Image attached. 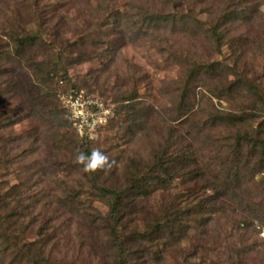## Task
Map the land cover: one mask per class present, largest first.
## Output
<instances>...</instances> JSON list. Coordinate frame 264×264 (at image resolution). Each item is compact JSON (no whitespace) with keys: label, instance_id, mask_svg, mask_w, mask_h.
Here are the masks:
<instances>
[{"label":"trees","instance_id":"obj_1","mask_svg":"<svg viewBox=\"0 0 264 264\" xmlns=\"http://www.w3.org/2000/svg\"><path fill=\"white\" fill-rule=\"evenodd\" d=\"M196 5H205L211 24L199 19ZM262 7L264 0H160L159 11L143 5L134 15H118L127 37L135 31L152 35L172 23L174 29L180 24V34L192 45L167 44L179 69L166 91L170 106L150 102V95L145 99L148 93L144 98L138 89L116 93L114 119L125 129L128 144L124 166L86 172L75 155L90 152L91 139L82 135L81 148L72 147L65 132L74 128L71 111L43 100L60 94L61 81L80 90L77 82L87 75L74 81L69 67L92 60L105 61L99 71L104 84L110 66L106 55L74 54L72 44L58 51L29 29L15 7L0 0V148L6 149L0 162L14 168L19 180L0 192V264H73L63 247L75 239L83 245L90 233L95 239L88 246L107 248L111 264H168L169 251L180 243L191 244V251L182 252L176 264H190L198 255L205 257L192 264H264V83L253 56L259 50L264 54ZM225 47L232 51L229 60H211ZM39 49L44 59L35 60L30 52ZM19 74L43 95L31 109L15 102ZM29 119L46 124L53 148L29 143L32 135L8 133ZM39 124L31 134L41 130ZM61 145L75 149L65 176L53 156L62 152ZM43 150L45 160L36 161ZM176 180L194 184L193 198L210 192L204 205L213 215L199 223L193 217L196 205L172 204L160 213L150 209L154 193ZM139 214L151 216L148 230L127 233L124 221ZM191 227L195 231L187 232ZM30 230L37 233L31 243L25 241ZM145 241L148 247L135 246Z\"/></svg>","mask_w":264,"mask_h":264},{"label":"rangeland","instance_id":"obj_2","mask_svg":"<svg viewBox=\"0 0 264 264\" xmlns=\"http://www.w3.org/2000/svg\"><path fill=\"white\" fill-rule=\"evenodd\" d=\"M5 3L12 5L22 15L23 20L29 29L34 31V34L40 33L47 42H53L56 45L58 51L64 50L66 47L74 45L70 52L76 53H92V54H104L106 55V61L109 62V68L105 73L106 82L102 84L99 79V71L103 68L104 60H92L85 62L81 65L70 66V74L77 81V77L80 75H87L86 80L78 81L80 90L73 88L70 83L61 81L59 84L60 94H57L53 101L43 100V102L49 106L53 104H61L66 109L65 99L68 95H83L87 100L96 101L95 104H99L100 120L103 122L98 123L93 130H89L86 136L91 139V149L99 148L105 152L111 161L114 163L111 167L102 169L103 171H112L124 166L123 155L127 149L126 131L122 127L121 123H118L114 117H116V110L118 104L116 103L117 92H129L135 89L141 91L144 97L146 93L150 102L156 105L170 106L172 103L169 94V87L179 75V69L170 60V53L168 45L174 44L177 48L180 45H184L183 48H191L192 42L190 38L185 37V34H180V24L175 27L172 23L164 24L162 28L156 30L152 35H145L138 31H135L134 38L126 36L123 32L125 23L121 21L118 15H134L140 11V6L151 7L156 11H159L160 0H3ZM205 5H196L194 9L201 21L211 24L209 16L203 11ZM264 10V7H262ZM165 13H168V9ZM171 12V9L169 10ZM122 25V26H121ZM175 31V32H174ZM180 36V37H179ZM169 43V44H168ZM195 43V42H193ZM168 44V45H167ZM197 50V49H196ZM201 51V49H199ZM203 50L202 53H204ZM35 60L44 59L42 49L34 50L30 52ZM232 51L225 47L223 53L217 57L211 58L213 61H221L224 64V60H229ZM169 56V58H168ZM255 60L257 62V70L260 74V82L264 83V54L261 50L256 52ZM245 59L250 60V56ZM243 67V66H242ZM232 79V78H231ZM18 88L16 91L15 102L26 103V107L31 109L34 103L38 100V96L43 97L33 90L30 85L28 76L18 75ZM35 91V92H33ZM39 97V98H40ZM48 102V103H47ZM220 106L224 109L228 107L226 101L219 102ZM51 103V104H50ZM54 106V105H53ZM108 114L110 115L109 117ZM106 115V116H105ZM98 118V119H99ZM117 118V117H116ZM114 127L111 128V120ZM118 119V118H117ZM120 120V119H119ZM38 120L29 119L21 121L11 129L8 133L11 136L18 135H32L34 136L29 143L36 140V144L39 143L40 147L44 150L53 148L51 145L49 134L46 135V124ZM39 124L41 130L34 131L31 134L32 128L35 124ZM117 123V124H116ZM75 129L77 127L73 125ZM71 128L65 130L68 133L69 140L72 147L80 149L83 145L81 137H83L78 129V134ZM35 129H37L35 127ZM34 129V130H35ZM43 130V131H42ZM46 132H45V131ZM45 133V134H44ZM63 146L61 153H53L54 158L58 162V167L61 171V175L65 176L71 171V158L74 156L75 149H70L68 146ZM62 148V147H61ZM5 148H0V159L5 152ZM41 151V154L37 152L35 160H42L45 157V151ZM45 160V159H44ZM258 178V177H257ZM19 183L16 171L14 168L4 166L0 162V192H5L11 185ZM172 186V187H171ZM169 189H160L154 193L152 198L147 202L150 209L156 210L160 213L162 208L170 206L172 204H183L188 208L191 205H196L198 208L194 210L193 217L197 222L201 223L204 219L211 217L213 213L208 210V201L211 197L210 192H201L197 194V197L193 198L194 184H185L180 180H176ZM212 201V199H211ZM208 204L206 207L204 204ZM99 209L103 212L107 211L99 202L95 203ZM205 207V209H201ZM211 207V204L210 206ZM150 215L139 214L135 217L129 218L125 223L126 232L129 229L144 232L147 229V225L150 222ZM226 228V227H225ZM224 228V230H225ZM195 228L191 227L187 232H194ZM36 232L30 230L25 234V241L32 242L35 239ZM93 233L89 234V241H93ZM261 237H264V228L262 229ZM77 244L76 239L72 240L68 244V248L63 247V254L69 253V259L73 264H111L112 256H110L109 250L106 248H99L98 246H88ZM65 243V242H64ZM66 245V243H65ZM149 242L145 241V244L140 242L135 246L139 249L143 246L148 247ZM67 249V250H66ZM191 251V244L180 243L175 245L172 250L169 251L167 256L168 264L180 263L183 260L182 252ZM62 254V255H63ZM205 255H198L193 257L190 264L203 260ZM203 264H209L208 261H203Z\"/></svg>","mask_w":264,"mask_h":264},{"label":"built area","instance_id":"obj_3","mask_svg":"<svg viewBox=\"0 0 264 264\" xmlns=\"http://www.w3.org/2000/svg\"><path fill=\"white\" fill-rule=\"evenodd\" d=\"M94 100H87L83 95H68L65 99L66 107L73 113H78L73 116L74 125L77 127L81 135L86 134L89 130H93L96 125V120L98 123L103 122L100 120V115L98 112L99 104H95ZM106 116V115H105ZM110 115L108 114L107 117ZM99 118V119H98Z\"/></svg>","mask_w":264,"mask_h":264},{"label":"clouds","instance_id":"obj_4","mask_svg":"<svg viewBox=\"0 0 264 264\" xmlns=\"http://www.w3.org/2000/svg\"><path fill=\"white\" fill-rule=\"evenodd\" d=\"M78 113L74 112L73 116ZM75 161L83 165V170L86 172H95L99 169L111 167L114 161H111L108 155L99 148H94L90 152L77 150Z\"/></svg>","mask_w":264,"mask_h":264}]
</instances>
